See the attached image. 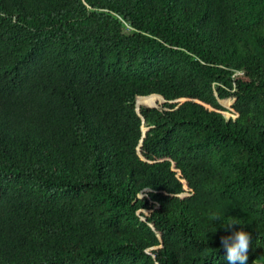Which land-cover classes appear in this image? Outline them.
Wrapping results in <instances>:
<instances>
[{
  "label": "trees",
  "instance_id": "obj_1",
  "mask_svg": "<svg viewBox=\"0 0 264 264\" xmlns=\"http://www.w3.org/2000/svg\"><path fill=\"white\" fill-rule=\"evenodd\" d=\"M240 229L264 264V0H0V264H228Z\"/></svg>",
  "mask_w": 264,
  "mask_h": 264
},
{
  "label": "clouds",
  "instance_id": "obj_2",
  "mask_svg": "<svg viewBox=\"0 0 264 264\" xmlns=\"http://www.w3.org/2000/svg\"><path fill=\"white\" fill-rule=\"evenodd\" d=\"M141 198L143 197L141 196ZM143 211L147 212L144 209ZM215 221H221V218L216 216ZM236 224L238 223L229 222L222 228L228 231ZM250 240V233L243 229L231 231L229 235L220 237L221 247L226 251L228 264H247Z\"/></svg>",
  "mask_w": 264,
  "mask_h": 264
},
{
  "label": "rangeland",
  "instance_id": "obj_3",
  "mask_svg": "<svg viewBox=\"0 0 264 264\" xmlns=\"http://www.w3.org/2000/svg\"><path fill=\"white\" fill-rule=\"evenodd\" d=\"M124 31L125 32H128L129 31V26L125 27L124 28ZM230 98V97H229ZM232 101H231V104L230 106H227L226 104H224V107L226 108V110H223L222 113L223 115L226 117V118H229V117H235L236 116V112L234 111L233 107H232V104H233V98H230ZM144 105V104H143Z\"/></svg>",
  "mask_w": 264,
  "mask_h": 264
},
{
  "label": "water",
  "instance_id": "obj_4",
  "mask_svg": "<svg viewBox=\"0 0 264 264\" xmlns=\"http://www.w3.org/2000/svg\"><path fill=\"white\" fill-rule=\"evenodd\" d=\"M186 99V98H185ZM161 100H162V102L163 101H165V99L161 96ZM224 100L225 99H221L220 100V103L224 106ZM235 101V98H233V102ZM154 106H157V104H154ZM137 111H138V113H139V109H138V107H137ZM238 115V113H236V116Z\"/></svg>",
  "mask_w": 264,
  "mask_h": 264
}]
</instances>
